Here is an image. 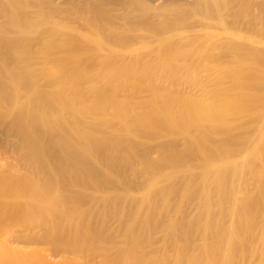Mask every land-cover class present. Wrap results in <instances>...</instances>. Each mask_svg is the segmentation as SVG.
<instances>
[{
    "label": "bare ground",
    "instance_id": "obj_1",
    "mask_svg": "<svg viewBox=\"0 0 264 264\" xmlns=\"http://www.w3.org/2000/svg\"><path fill=\"white\" fill-rule=\"evenodd\" d=\"M172 1L0 0V221L35 246L15 263L264 264V0Z\"/></svg>",
    "mask_w": 264,
    "mask_h": 264
},
{
    "label": "rangeland",
    "instance_id": "obj_2",
    "mask_svg": "<svg viewBox=\"0 0 264 264\" xmlns=\"http://www.w3.org/2000/svg\"><path fill=\"white\" fill-rule=\"evenodd\" d=\"M143 1V0H142ZM144 3H147V4H149V5H151V13L153 14H149L150 16L152 15V16H154L156 19H157V21L161 18V12H162V10L166 7V6H168V5H170V4H172L173 3V1L172 2H170V0H144ZM135 6L136 5H134V4H132V8H135ZM118 8H116L115 9V12H113V14L114 15H117L118 13H119V15H121V17H122V11H120L119 9V11L117 10ZM153 9V10H152ZM152 11H154V12H152ZM119 15H118V18L119 19H117V18H115V20L116 21H118V22H120L121 21V19H120V17H119ZM171 17H172V19H174V16L173 15H171V16H169V20H172L171 19ZM137 18V19H136ZM141 19V21H142V17L140 16H135V17H132V20L133 21H137V22H140L139 20ZM77 21H75V24L73 23V24H71L72 26H77V25H81V23H82V20L81 19H76ZM57 21H60V20H57ZM84 31V30H83ZM67 39H68V41L69 42H71L72 40H73V37H72V35H69L68 37H67ZM77 43V44H76ZM76 43H74V44H71V49H72V51H77V52H79L80 51V53H82V51H86V49H87V46L85 45V42H83V41H79V42H76ZM76 45V46H75ZM153 52V53H152ZM211 52H215V51H211ZM154 54V53H158V55H159V52L158 51H151V52H149V54L151 55V57H154L152 54ZM155 54V58L156 57H158V55H156ZM214 57V56H213ZM223 58H224V56H222ZM223 58H221V56H217L216 55V57L215 58H212L211 60H213V61H209L210 62V64L212 63V62H217L218 64L220 63V65L222 66V65H224V64H222V63H224L223 62V60H225V58L223 59ZM222 60V62H220L221 60ZM182 60V59H181ZM184 60V59H183ZM182 60V61H183ZM185 60H188V59H185ZM217 60H220V61H217ZM226 60H227V62L229 63V64H237V61H236V59H234L235 61H232L233 60V58L232 59H230V58H226ZM226 60H225V64L227 63L226 62ZM230 61L231 62H235V63H230ZM235 66H238V64L237 65H235ZM220 69V68H219ZM218 70V69H217ZM217 70H214V71H212V73L214 74V73H218V75L217 74H214V76L216 77V76H220L221 75V73L219 72V70H218V72H217ZM221 71V70H220ZM204 74H206V73H204ZM213 77V76H212ZM233 78H235L234 77V75L233 74H230V75H228V76H226L224 79H225V81L223 82V79H222V83H220L218 86H215L218 90H222V91H224V90H229L228 88H230V87H233L234 86V84H233V82L235 83V80L233 79ZM230 80L232 81V80H234L233 82H231L230 84H229V82H230ZM248 82V81H247ZM246 82V85H244V87H246L247 85L249 86H247V88H248V91L250 92L253 88H254V86H255V89L254 90H256L257 91V94H258V97L260 96V98L262 99V98H264V85H263V87H262V89L263 90H261V89H259V88H261V87H259V86H261L260 84H255L254 82H251L250 80H249V84ZM228 83V84H227ZM230 85V87L228 86H225V85ZM251 84H253V85H251ZM204 85L205 84H203V85H201V88H204ZM203 86V87H202ZM225 87V89L223 90V88ZM226 87H227V89H226ZM243 87V89H244V91H246L247 90V88L245 89ZM251 87V88H250ZM249 88H250V90H249ZM258 89L259 90H261V91H258ZM203 90L201 89V90H199V89H194V91L193 92H195L196 94H198V95H200L201 94V97L205 94L204 93V91L202 92ZM247 91V92H248ZM253 91V90H252ZM203 93V94H202ZM206 96H203V98H205ZM208 98V97H207ZM207 98H205V99H207ZM260 98H258V99H260ZM207 100H209V98L207 99ZM226 104L227 103H220V104H218L219 105V108L220 109H216L213 113H212V115H211V118H213L214 119V122H215V124H220L219 126L220 127H222V125H221V122H224V123H227V124H229V123H232L233 122V124H237V122H238V126H239V124L241 123V125L239 126V127H242L244 124H245V119L243 118V119H233V118H231V117H229L228 115H226V114H224V112L222 113V109L224 110V107H226ZM221 106H222V109H221ZM221 111V112H220ZM224 115V116H223ZM224 118H223V117ZM225 116H227V117H225ZM230 118V119H229ZM228 119V120H227ZM238 120V121H237ZM240 122V123H239ZM168 140V138H166V137H158L157 139H156V143L157 144H159V145H162V144H164L166 141ZM16 161H14L12 158H11V155L9 154V153H7V154H5V153H3V154H0V173L2 172V171H4V170H6L8 167H10V165L11 164H14ZM18 168H20L19 166H18ZM18 168H15L14 170H16V169H18ZM173 202L174 203H177V201H179V199H180V196L178 195V196H174L173 197ZM18 198H16V197H14V196H10V197H7V199H6V202H8V204H16L17 202H18ZM11 230H12V228L10 227V225H7V224H3V222H1L0 221V249L1 248H4V249H6V253L5 254H0V264H40V262H37V260H35V259H32V258H30L29 260H27L26 262H23V261H20V262H18V263H15L14 262V256H15V254L16 255H18V256H20V255H23V253L25 254V253H34L35 251H34V249H33V247H35V246H33V247H27V248H22L20 245H17V244H11V243H7L6 242V237L7 236H11ZM100 246V248L101 247H103V246H101V245H99ZM77 257H78V255H76ZM74 254L72 255V254H67V255H65V256H60V257H58V258H56L55 260L57 261V264H84V263H86V262H83V261H85L84 259H83V257H76ZM99 261V260H98ZM246 262H248L249 264H250V262H251V264H253L252 263V259H249V260H247ZM247 264V263H246Z\"/></svg>",
    "mask_w": 264,
    "mask_h": 264
}]
</instances>
